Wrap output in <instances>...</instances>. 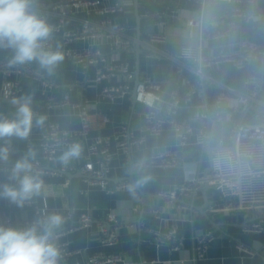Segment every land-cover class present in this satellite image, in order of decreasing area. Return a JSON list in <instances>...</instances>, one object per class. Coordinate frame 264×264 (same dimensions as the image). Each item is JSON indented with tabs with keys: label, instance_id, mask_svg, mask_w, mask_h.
<instances>
[{
	"label": "crops",
	"instance_id": "obj_1",
	"mask_svg": "<svg viewBox=\"0 0 264 264\" xmlns=\"http://www.w3.org/2000/svg\"><path fill=\"white\" fill-rule=\"evenodd\" d=\"M59 1L61 0H38L35 7L42 6L46 10H51ZM139 1L141 4L138 7V13L142 17L140 39L144 51L140 55L139 79L144 76L153 78L161 85L162 96L168 100L170 91L178 89L182 93L189 87L184 84V78L190 79L193 85L200 79L199 75L188 70L177 58L182 45H196L198 42V32L200 31L197 30L198 32L190 37L187 21L198 17L199 5L194 0ZM234 6L242 11L259 14L260 18L246 21L241 16L229 17L231 8L226 3L211 4L207 7L201 23L200 33L206 41L205 51H233L243 41L264 47V0H241ZM172 9H177L176 13H172ZM154 12L164 14V26L158 24L155 18L146 17V14ZM80 14L75 12L69 18H65L62 30L76 28L79 24L78 15ZM90 16L92 19H97L93 12H90ZM168 17L173 18L174 21L168 22ZM110 18L116 23L125 24L128 32H133H129V34L136 40V19L132 10L110 16ZM228 21L232 22V25L226 31L223 25ZM162 31L166 35L165 42H150L152 34ZM225 31L223 37L214 38L215 34ZM50 39L53 50L81 51L97 48L93 46L94 41L91 38L71 41L68 44H64L54 34ZM97 50L104 54H110L105 46L98 47ZM149 52L154 56H148ZM13 54L12 49L0 48V63L10 61ZM119 57L116 63H128L134 72L136 68L135 53L132 50L121 51ZM24 64L41 71L45 75V82L25 74L10 73L5 75L0 73V93L5 80L19 79L21 91L17 97L30 95L33 98L34 113L37 116H45V123L53 122L69 131L78 130L80 123L74 104L85 102L91 112L100 111L107 118L106 122L99 125V118L94 117L95 127L90 131V137L112 136L122 127H125L136 138L143 137V140L130 147L128 154L121 153L117 148L112 150L113 159L109 172L110 186L114 188L118 184H124L123 187L114 189L112 193H106L98 186H88L81 176L79 164L85 160L86 144H83L81 156L67 164L60 160L61 154L67 148L62 145L55 154V163L46 164L42 160L40 148V135L43 126H34L26 140L16 137L4 139L8 141L7 147L10 149L9 160L6 161L8 164H13L30 152L35 153L34 161H38L41 165L36 174L44 181L42 193L35 196L37 205L43 207L45 204L49 211H70L72 215V218L66 220L59 229L65 230L83 212L88 213L92 218L90 226L78 228L61 236V239L68 243V248L72 252L69 263L81 262L91 254L101 253L121 255L129 264H165L168 261L178 264V261L186 262L187 260L186 264H264V224L262 230L257 233L246 231L244 226V223L249 220L264 217V206L248 212L246 217L225 211L218 192L209 187L205 193L210 205L203 209L207 214L205 217L200 211V208L205 204L201 191L195 197L184 200L188 205L182 201L171 202L165 196L175 185L187 178L188 171L194 162L200 161L203 167L210 166L209 144L203 148L196 143L195 136H192L185 146H178L171 124H167L158 135L147 134L144 131L146 108L138 102H134L131 93L135 84V76L133 80L129 81L132 89L127 95L115 100L105 98L97 103L102 90L124 82L125 78L122 74L118 73L112 78L94 81L95 71L101 67L102 63L92 65L87 72H84L82 67L69 57H64L63 62L51 74L42 69L35 61ZM182 66L183 72L181 73L179 69ZM252 73L264 79V58L252 59L241 69L236 68L229 61L205 68L204 75L207 78V84L204 93L193 95L189 107L184 106L178 110L177 118L185 119L190 113L204 108L208 112L214 111L216 98L224 89L223 87L242 91L244 90V80ZM66 92L69 94L68 104L48 107V96L61 99ZM14 113L15 107L0 95V114L11 118ZM219 125L222 127L225 124ZM193 127L195 131H198L199 124L194 122ZM211 131H214L210 141L211 146H214L215 140L225 138V135L217 130V127ZM164 149L179 151L180 159L177 166L164 168L141 164L154 152ZM48 168H53L58 172ZM10 174L9 170L0 171V184L14 183L9 179ZM141 176L151 178L134 191H129V185L132 183L128 181V178L135 182ZM154 209L159 211L158 215L152 213ZM0 211L5 212L12 227L35 215L33 206H9L4 198H0ZM109 212L116 215L121 229L116 243L104 246L92 236V232L96 230L97 222ZM173 226L181 237V244L178 248H172L166 242H156L149 233L151 230L166 232ZM204 230H211L214 233L207 253L203 259L190 261L189 259H192L194 255L193 234ZM240 244L244 248H241Z\"/></svg>",
	"mask_w": 264,
	"mask_h": 264
},
{
	"label": "built area",
	"instance_id": "obj_2",
	"mask_svg": "<svg viewBox=\"0 0 264 264\" xmlns=\"http://www.w3.org/2000/svg\"><path fill=\"white\" fill-rule=\"evenodd\" d=\"M38 0H34L33 9L41 17L52 25L54 36L60 38L64 44L71 41L91 38L93 46H105L110 54H104L97 48L85 49L81 51L62 50L64 57H69L74 63L79 64L84 72L95 64H101L96 69L94 81L102 78H112L116 74L124 76V82L112 85L102 90L100 98L115 100L122 98L129 93L132 87L129 81L134 79V73L128 63H116L119 60L120 52L130 50L134 44V38L129 34L125 24L114 22L110 16L123 14L131 7L125 5L123 0H61L57 2L51 10L44 7H35ZM199 5V15L196 19L187 21L188 33L192 37L196 32H201L203 15L208 6L217 2L226 3L230 6V15L241 16L246 21L256 20L260 15L242 11L234 4L241 0H194ZM176 13L177 9H172ZM78 15V26L69 30H62V23L65 18H69L74 13ZM90 12H93L97 19H92ZM146 17L156 19L161 26L165 25L163 13L154 12L146 14ZM232 22L224 23L223 27L228 31ZM198 30V31H197ZM225 32L215 34L214 38H220ZM199 33L196 45L185 44L179 48L177 58L186 66L188 70L199 75V81L193 85L191 80L184 78V84L188 87L182 93L178 89L170 91L169 99L162 96L161 85L150 76L140 78V83L136 87V102L146 108L144 115V131L150 135H158L167 124H171L174 129L178 146H185L192 136H195L196 143L205 148L208 143V133L214 130L217 125L228 122L229 132L227 138H219L214 141V149L211 151L209 159L210 166L203 167L200 163L194 162L188 171V176L180 184L175 185L172 190L165 194L171 201H184L187 198L195 197L200 188L206 183L214 188L223 201V209L228 212L247 216V213L264 206V79L255 74H249L244 80V90L238 91L231 87H223L222 92L215 101V110L208 112L205 110L190 113L185 119H178V110L184 106L189 107L193 95L204 93L207 78L204 69L229 61L236 68H243L252 59L264 58V47L243 41L236 50L233 51H205L206 41ZM165 33L159 32L150 36V42H165ZM45 48L52 49L51 39L44 42ZM153 57L152 53H147ZM183 66L179 72H183ZM0 73L8 75L16 73L25 74L28 77L42 79L45 82V75L26 64H11L10 61L0 63ZM21 91L19 79L5 80L1 88V97L11 103L12 98L17 97ZM48 107H59L69 103V94L66 92L61 99L52 96L47 97ZM77 109L80 127L78 130L69 131L61 128L53 122H46L43 125L40 135V148L42 160L46 163H55V154L62 145L68 146L74 142L81 145L86 144L87 154L84 162L79 165V172L88 186H98L106 193H112L114 189L123 187L118 184L112 188L109 182L110 163L113 159L114 148L121 153L128 154L130 147L143 140V137L136 138L122 127L112 136L97 135L90 137V131L95 127L94 117L99 118V125L106 122L107 118L100 111L91 112L85 102L74 104ZM199 124L198 131L194 130L193 123ZM214 132V131H212ZM8 141L3 140L0 146H7ZM179 151L176 149L159 150L151 154L141 164L149 167L172 168L179 163ZM14 164V163H13ZM13 164L0 161V171L9 170ZM41 165L33 160V174H36ZM49 169V168H48ZM47 169V170H48ZM7 200V199H6ZM9 206L29 205L35 208V215L21 224L12 227L5 212L0 211V225L16 229H26L33 225L43 226L47 217L52 213H59L63 216L64 222L72 218L70 211H49L45 204L43 207L37 205L35 196L23 202L14 204L7 200ZM157 209L152 210L158 215ZM92 224V218L88 213L79 214L77 220L64 229L56 232V244L61 252L60 264H129L121 255L95 253L86 257L84 261L69 263L72 252L68 248V243L61 239L63 234L72 232L81 227H88ZM264 217L244 224L246 231L251 233L260 232L263 228ZM121 226L114 213H107L106 216L97 222V228L92 232L102 245H114L118 239ZM156 242H166L172 248H178L181 244V237L173 226L166 232L160 230L149 231ZM213 231L204 230L194 232L192 240L194 255L190 261L203 259L207 253L208 245L213 238ZM241 248H244L240 244ZM188 262V260L186 261ZM178 261V264H186ZM176 262H174L175 264ZM165 264H173L168 261Z\"/></svg>",
	"mask_w": 264,
	"mask_h": 264
},
{
	"label": "clouds",
	"instance_id": "obj_3",
	"mask_svg": "<svg viewBox=\"0 0 264 264\" xmlns=\"http://www.w3.org/2000/svg\"><path fill=\"white\" fill-rule=\"evenodd\" d=\"M34 0H0V48L13 50L11 64L37 62L39 66L53 73L63 62L64 53L45 48V41L53 33V27L33 9ZM14 116L0 114V140L16 137L26 140L34 126H43L46 117L37 116L32 108L30 95L14 97ZM83 145L74 142L67 146L60 160L67 164L81 156ZM10 149L0 146V161H8ZM35 153L30 152L16 160L9 179L14 183L0 184V198L14 204H22L39 196L44 181L33 174ZM151 177L141 176L129 185V191L147 183ZM64 223L59 213L49 214L43 226L33 225L16 229L0 225V264H60L61 252L56 244V232Z\"/></svg>",
	"mask_w": 264,
	"mask_h": 264
},
{
	"label": "water",
	"instance_id": "obj_4",
	"mask_svg": "<svg viewBox=\"0 0 264 264\" xmlns=\"http://www.w3.org/2000/svg\"><path fill=\"white\" fill-rule=\"evenodd\" d=\"M123 3L129 7L132 8L133 14L135 16L136 19V28H135V32H136V40H135V44L134 46L130 49L135 53V70H134V76H135V84H134V88L131 90L132 96H133V101L136 102V98H135V92H136V87L137 85L140 83V79H139V62H140V55L144 52L142 49V40L140 39V25H141V20L142 17L139 15L138 13V7L140 6V1L139 0H123ZM168 22H172L174 21L173 18L168 17L167 18ZM213 136V132H209L208 133V144H209V148H208V154L210 156L211 151L214 149V146L210 145V141L212 139ZM211 164V163H210ZM49 170L51 171H56L58 172V170H55L53 168H49ZM128 181L131 182L132 184L134 183L133 180L131 178H128ZM210 186H208L206 183L200 188V191L202 192V194L204 195V200H205V204L200 208V211L202 212V215L207 217V214L203 211L204 208H206L208 205H210L207 197H206V190L209 188ZM181 202V201H178ZM183 203L186 204L185 201H182ZM188 205V204H186ZM194 208V206H192ZM253 221L249 220L247 222H245L244 224ZM213 224V222H211Z\"/></svg>",
	"mask_w": 264,
	"mask_h": 264
},
{
	"label": "rangeland",
	"instance_id": "obj_5",
	"mask_svg": "<svg viewBox=\"0 0 264 264\" xmlns=\"http://www.w3.org/2000/svg\"><path fill=\"white\" fill-rule=\"evenodd\" d=\"M222 124H225V125L224 126L222 125V127L220 125H218L217 130H219L221 133H223L225 135V138H227L226 135L228 136L230 125L228 122H224Z\"/></svg>",
	"mask_w": 264,
	"mask_h": 264
},
{
	"label": "trees",
	"instance_id": "obj_6",
	"mask_svg": "<svg viewBox=\"0 0 264 264\" xmlns=\"http://www.w3.org/2000/svg\"><path fill=\"white\" fill-rule=\"evenodd\" d=\"M130 33H133L132 31H129Z\"/></svg>",
	"mask_w": 264,
	"mask_h": 264
}]
</instances>
